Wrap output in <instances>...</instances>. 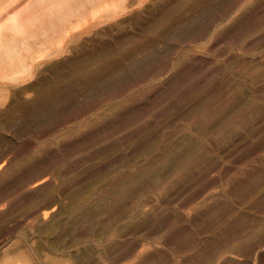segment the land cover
Segmentation results:
<instances>
[{"label":"rangeland","instance_id":"374dc122","mask_svg":"<svg viewBox=\"0 0 264 264\" xmlns=\"http://www.w3.org/2000/svg\"><path fill=\"white\" fill-rule=\"evenodd\" d=\"M52 36L0 70V264H264V0Z\"/></svg>","mask_w":264,"mask_h":264},{"label":"bare ground","instance_id":"6f19581e","mask_svg":"<svg viewBox=\"0 0 264 264\" xmlns=\"http://www.w3.org/2000/svg\"><path fill=\"white\" fill-rule=\"evenodd\" d=\"M97 1L28 0L12 10L0 4V70L30 55L39 42L63 31L68 20Z\"/></svg>","mask_w":264,"mask_h":264}]
</instances>
